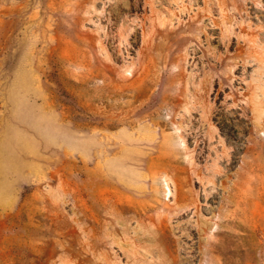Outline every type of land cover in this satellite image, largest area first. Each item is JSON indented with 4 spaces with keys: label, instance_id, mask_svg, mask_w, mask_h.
<instances>
[{
    "label": "rangeland",
    "instance_id": "1",
    "mask_svg": "<svg viewBox=\"0 0 264 264\" xmlns=\"http://www.w3.org/2000/svg\"><path fill=\"white\" fill-rule=\"evenodd\" d=\"M0 264H264V0H0Z\"/></svg>",
    "mask_w": 264,
    "mask_h": 264
}]
</instances>
